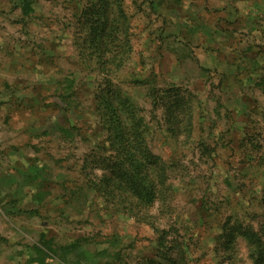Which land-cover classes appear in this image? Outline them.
<instances>
[{
  "label": "rangeland",
  "instance_id": "obj_1",
  "mask_svg": "<svg viewBox=\"0 0 264 264\" xmlns=\"http://www.w3.org/2000/svg\"><path fill=\"white\" fill-rule=\"evenodd\" d=\"M4 2L0 138L20 154L0 172V264H253L264 0ZM144 150L149 202L118 177Z\"/></svg>",
  "mask_w": 264,
  "mask_h": 264
},
{
  "label": "trees",
  "instance_id": "obj_2",
  "mask_svg": "<svg viewBox=\"0 0 264 264\" xmlns=\"http://www.w3.org/2000/svg\"><path fill=\"white\" fill-rule=\"evenodd\" d=\"M110 102L111 99H105L104 112L106 110L108 113L104 115L106 117L103 120L106 119L104 123L107 126L109 134L112 135V143L116 142L120 143V146H124V139L126 137L125 131L127 128L123 120H126L127 117H123L119 109L113 108ZM133 118L134 116L131 120H133ZM152 159L150 152L144 150L139 153V160L134 162L130 170L118 167V177L122 183L130 192H133L134 196L144 202L150 201L151 193L142 185V176H140L139 170L141 162H144L146 165H151L153 163ZM248 239L249 258L252 260L253 264H264V239L257 234L248 235Z\"/></svg>",
  "mask_w": 264,
  "mask_h": 264
},
{
  "label": "crops",
  "instance_id": "obj_3",
  "mask_svg": "<svg viewBox=\"0 0 264 264\" xmlns=\"http://www.w3.org/2000/svg\"><path fill=\"white\" fill-rule=\"evenodd\" d=\"M5 2L4 0H0V82L3 85L4 81V63H3V56H4V22H5ZM3 98L0 97V102H3ZM1 104V103H0ZM3 104V103H2ZM0 112L4 113L2 109ZM2 113L0 115H2ZM5 129L0 122V130ZM2 145V147H1ZM15 145L14 139H5L0 138V172L4 173L5 175H11L12 177L17 176L16 168L13 167L15 165V161H13L14 156L17 157L19 155V151L17 149H13ZM8 148V151L6 150ZM6 148V149H5ZM17 148V147H15Z\"/></svg>",
  "mask_w": 264,
  "mask_h": 264
}]
</instances>
